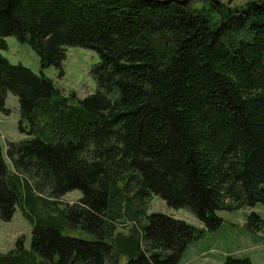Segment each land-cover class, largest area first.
<instances>
[{
  "label": "trees",
  "instance_id": "1",
  "mask_svg": "<svg viewBox=\"0 0 264 264\" xmlns=\"http://www.w3.org/2000/svg\"><path fill=\"white\" fill-rule=\"evenodd\" d=\"M8 37L30 45L41 74L0 55V113L16 96L28 137L8 142L13 171L0 145V220L20 207L34 227L31 249L21 238L0 264H180L201 231L148 216L153 196L208 230L221 226L219 211L264 205V0H0V48ZM68 47L100 57L97 90L83 100L44 75L63 74ZM73 191L83 196L65 209ZM123 217L133 228L117 236ZM247 228L263 232L264 219L251 212Z\"/></svg>",
  "mask_w": 264,
  "mask_h": 264
},
{
  "label": "rangeland",
  "instance_id": "2",
  "mask_svg": "<svg viewBox=\"0 0 264 264\" xmlns=\"http://www.w3.org/2000/svg\"><path fill=\"white\" fill-rule=\"evenodd\" d=\"M208 2V1H207ZM226 7L233 8L242 5L246 0H220ZM206 1H196L190 6L201 8ZM7 49L0 48V55L8 59L13 65H23L34 73L41 74L40 59L29 44L18 41L15 37L6 38ZM100 62L97 52L80 48L68 47L66 60L62 71L50 67L44 71V75L51 79L55 88L66 97H74L83 100L94 94L97 84L92 76V69ZM7 114L0 113V145L3 158L10 171H13L11 161L7 156L8 142L24 140L26 134L19 129L20 105L16 96L8 94L6 101ZM25 126L28 127L26 124ZM80 191H73L61 199L62 207L67 208L81 199ZM61 207V206H60ZM150 216L154 213L164 214L177 220L186 222L201 231L198 238L193 239L184 251L180 264H223L228 256L249 257L253 264H264V231L253 233L247 228V217L251 212L259 214L264 219V205H257L253 209L236 211H219L217 216L222 219L221 226L216 230H208L198 218L186 209H173L158 196H153L146 211ZM141 226L146 225L147 220L142 218ZM116 233L128 236L133 224L125 217L115 222ZM33 224L25 217L20 207L16 208L13 218L9 222L0 220V254H7L16 248L17 241L23 239L26 249L32 246ZM64 235L95 241L97 237L80 228H67ZM120 264H127L128 258L121 256Z\"/></svg>",
  "mask_w": 264,
  "mask_h": 264
},
{
  "label": "water",
  "instance_id": "3",
  "mask_svg": "<svg viewBox=\"0 0 264 264\" xmlns=\"http://www.w3.org/2000/svg\"><path fill=\"white\" fill-rule=\"evenodd\" d=\"M146 1H148V2L165 1V2H169V3H176V4L183 6V7H188L193 2L200 1V0H146ZM203 1H208L210 3L215 4L216 6H219L221 4L220 0H203Z\"/></svg>",
  "mask_w": 264,
  "mask_h": 264
},
{
  "label": "flooded vegetation",
  "instance_id": "4",
  "mask_svg": "<svg viewBox=\"0 0 264 264\" xmlns=\"http://www.w3.org/2000/svg\"><path fill=\"white\" fill-rule=\"evenodd\" d=\"M203 1V0H202ZM205 2V1H204ZM207 2V1H206Z\"/></svg>",
  "mask_w": 264,
  "mask_h": 264
}]
</instances>
